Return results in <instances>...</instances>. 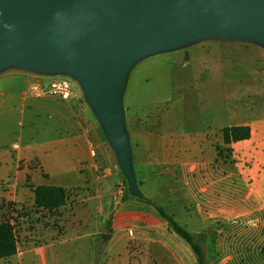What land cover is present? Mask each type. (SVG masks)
<instances>
[{"label":"crops","instance_id":"0c3cea01","mask_svg":"<svg viewBox=\"0 0 264 264\" xmlns=\"http://www.w3.org/2000/svg\"><path fill=\"white\" fill-rule=\"evenodd\" d=\"M252 70L254 86L247 91L241 89V114H235L232 124L227 126H248L251 137L226 145L232 153L228 163L216 165L213 140L226 127L204 130L198 126L197 117L191 116L190 130L174 134L168 129L172 124L173 131L178 122L172 120L168 110L156 119V130L149 125L150 119L140 116L133 115L128 122L124 108L132 169L141 196L164 208L174 219L175 216L187 219L185 223L195 229L194 234H206L209 264L264 261L261 251L264 247V83L260 82V68ZM49 82L21 72L0 76V117L7 115V120L19 117L20 126L27 121L34 127L40 115L30 114L44 110L63 135L60 140L36 143L34 133L29 132L27 139L18 135L12 145L0 146V201L14 204L20 210L32 208L38 186L61 187L67 192V203L58 210L63 232L49 242L30 240L16 256L6 259L10 263L4 264H49L50 258L53 263L95 264L90 251L87 257L83 254L82 259L69 261L64 249L62 257L57 247L67 243L71 231L77 233V240L84 237L92 224L103 227L108 221L114 245L128 236L125 254L131 261L138 262L143 257L160 261L167 257L182 264L173 245L174 234L168 231L167 223L155 209L132 200L123 202L125 190L119 187H125L121 182L124 175L117 153L114 147L107 149L97 143L99 118L86 99L73 92L65 100L51 91L40 94L29 91L31 86L48 90ZM93 147L95 155H92ZM58 156H63V170L57 169L61 170L63 181H52L54 177L47 170L60 166L54 158ZM21 161L39 163L49 180L20 181L29 173V169L19 173ZM99 170L105 172L102 178H96ZM148 185L154 188L151 198L143 194ZM198 218L201 222L194 221ZM130 242L140 249L135 258Z\"/></svg>","mask_w":264,"mask_h":264},{"label":"water","instance_id":"95a60500","mask_svg":"<svg viewBox=\"0 0 264 264\" xmlns=\"http://www.w3.org/2000/svg\"><path fill=\"white\" fill-rule=\"evenodd\" d=\"M207 34L264 43V0H0V70L76 78L141 196L122 102L129 72L148 54Z\"/></svg>","mask_w":264,"mask_h":264},{"label":"rangeland","instance_id":"374dc122","mask_svg":"<svg viewBox=\"0 0 264 264\" xmlns=\"http://www.w3.org/2000/svg\"><path fill=\"white\" fill-rule=\"evenodd\" d=\"M254 67L260 68V82L264 83V43L248 38L218 34L201 35L185 43L148 54L136 62L129 72L122 99L128 122L132 120L133 115H136L144 120L145 118L150 119L149 125L152 129H156V119L161 118L168 110V115L172 120L178 122L173 131L171 130L172 124L168 129L174 134H176L175 132L190 130L189 118L191 116L197 117L198 126L200 125L204 130L207 127L213 129L227 127L232 124L235 114H241L239 113L241 89L244 88L247 91L254 86L252 70ZM16 72L42 77L46 82L51 81L49 85L65 82L69 85L71 92L79 98L86 99L79 81L68 74L48 75L24 70L17 66H7L0 70V76ZM48 77H51V80L47 79ZM49 88L47 91H51ZM35 111L36 115L33 113L30 115L37 116L39 113L40 118L34 127L27 121L20 126L19 117L14 116L13 119L9 118L8 120L6 119L7 115L0 117V146L12 145L18 135L27 139L29 132L34 133L36 143H48L63 138L46 111L39 109ZM99 123L100 138L97 143L111 149L112 144L107 138L100 120ZM220 139H222L221 143L219 142ZM213 140L217 152L216 165L230 162L232 153L230 148L226 146L229 144H225L223 140L222 131ZM29 142L33 141L29 140ZM92 149L96 152L95 147ZM54 158L56 165L60 166H51L47 171L54 177L52 181H63V178L60 179V173L63 170V156ZM58 168L61 170H57ZM26 169H29V173L23 175L20 181L49 180L46 171L37 162L26 164L25 161H21L19 173ZM68 172L73 173L74 171L70 169ZM104 175L105 172L99 170L96 178H102ZM123 175L122 184L124 186L129 185L127 177L124 173ZM91 180L93 179H89V181ZM119 188L126 189L123 185ZM153 189L150 185L145 187L143 189L145 197L151 198ZM132 201L138 203L136 200ZM111 219L112 215L110 221ZM175 220L191 233H195V229L189 223H185L187 219L175 216ZM195 220L201 222L200 218ZM5 221H10L14 225L20 251L30 240L32 243L33 241L36 243L49 242L63 232V224L61 223L63 219L59 216L58 211H43L36 206L20 210L14 204L0 201V223ZM37 225H39V229H37ZM110 226L109 221L103 227L94 223L92 227L86 229L84 237L77 240L75 239L77 233L71 231L67 243L57 247V252L63 257L64 249L66 255L70 257L69 261H72L71 259H82L83 254L87 257L90 251L94 263L97 264H179L167 257L160 261H150L145 257L138 262L131 261L125 254L128 236L116 245H114L115 238L103 240V234L111 235ZM173 236L176 239L173 241V245L180 254L182 264H197L196 257L189 245L177 235L174 234ZM136 248L131 243V249H134L132 252L134 258L140 253V249ZM261 251L264 252V247ZM4 263L10 262L6 260L0 264ZM49 264H63V262L53 263L50 258ZM260 264H264V261L261 260Z\"/></svg>","mask_w":264,"mask_h":264},{"label":"trees","instance_id":"16d2710c","mask_svg":"<svg viewBox=\"0 0 264 264\" xmlns=\"http://www.w3.org/2000/svg\"><path fill=\"white\" fill-rule=\"evenodd\" d=\"M225 144L239 142L251 137V129L244 127H226L222 130ZM126 184L127 181L125 180ZM123 202L136 200L138 203L152 207L167 223L168 231L183 239L193 251L197 264H209L205 245L207 235L204 233L193 234L186 227L178 223L164 208L157 206L150 200L139 195H133L130 185H125ZM34 204L37 208L51 212L58 211L67 203V192L61 187L38 186L35 190ZM18 241L14 225L10 221L0 223V260H6L18 254ZM97 264V263H95Z\"/></svg>","mask_w":264,"mask_h":264},{"label":"built area","instance_id":"2783aa9c","mask_svg":"<svg viewBox=\"0 0 264 264\" xmlns=\"http://www.w3.org/2000/svg\"><path fill=\"white\" fill-rule=\"evenodd\" d=\"M50 90L53 94L59 95L62 99H69L72 96L71 89L69 85L65 82L63 83H51L50 84ZM29 91L33 94H40V93H46L47 88L44 87H38V86H31L29 87ZM92 155H95V151L93 149Z\"/></svg>","mask_w":264,"mask_h":264}]
</instances>
